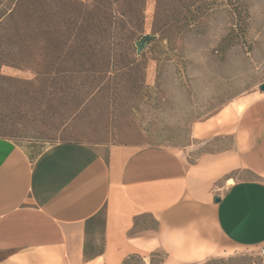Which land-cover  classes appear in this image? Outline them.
<instances>
[{
    "label": "crops",
    "instance_id": "obj_1",
    "mask_svg": "<svg viewBox=\"0 0 264 264\" xmlns=\"http://www.w3.org/2000/svg\"><path fill=\"white\" fill-rule=\"evenodd\" d=\"M190 149L0 137V264H264V90L193 127Z\"/></svg>",
    "mask_w": 264,
    "mask_h": 264
},
{
    "label": "rangeland",
    "instance_id": "obj_2",
    "mask_svg": "<svg viewBox=\"0 0 264 264\" xmlns=\"http://www.w3.org/2000/svg\"><path fill=\"white\" fill-rule=\"evenodd\" d=\"M103 1L104 7L99 0H28L32 22L24 26L17 19L15 55L0 62V137L191 148L192 158L229 145L221 138L196 141L192 131L261 90L264 0H241L248 10H232L226 0L210 10H158L157 0ZM3 3L0 26L13 6ZM96 10H130L132 16L117 20L112 36L100 40L86 26ZM140 10L142 19L135 16ZM0 35L8 36L1 28ZM145 35L154 37L138 54L136 42ZM260 263L259 249L241 248L203 264ZM127 264L147 263L134 257Z\"/></svg>",
    "mask_w": 264,
    "mask_h": 264
},
{
    "label": "trees",
    "instance_id": "obj_3",
    "mask_svg": "<svg viewBox=\"0 0 264 264\" xmlns=\"http://www.w3.org/2000/svg\"><path fill=\"white\" fill-rule=\"evenodd\" d=\"M13 1V6L2 16V24L0 26L1 29H4L8 34L0 35V62L8 59V55L12 52L10 47H16L18 44V39L20 35L19 30V22L17 19L21 18L22 22H24V26H29L32 22L33 11L31 10L30 3L26 4L28 0H6V3H3L2 6L5 8L10 7ZM158 1V10H210L213 4H218L217 0H157ZM227 4L230 6L232 10H248L244 3L241 0H226ZM5 2V1H4ZM8 2V3H7ZM100 4L104 7V1L99 0ZM26 9V10H22ZM76 10H69L68 14H75ZM117 16L119 18H117ZM130 10H96L92 14L91 22L86 23V26H92V30L96 31L97 37L100 40H106L110 35L112 36L113 31H115V25L117 20H123L126 18L130 21ZM136 18H143V10H140L139 13H135ZM176 17V16H174ZM178 21L177 18H175ZM115 23V24H114ZM235 29H233L226 39L224 40L226 45L230 44V41L233 37ZM30 37V36H29ZM115 37V36H114ZM170 36L168 35V38ZM31 38V37H30ZM4 47V49H3ZM9 49V50H8ZM7 52V53H6ZM11 55H15V53H11ZM131 260V259H130Z\"/></svg>",
    "mask_w": 264,
    "mask_h": 264
},
{
    "label": "water",
    "instance_id": "obj_4",
    "mask_svg": "<svg viewBox=\"0 0 264 264\" xmlns=\"http://www.w3.org/2000/svg\"><path fill=\"white\" fill-rule=\"evenodd\" d=\"M152 35H145L141 41L136 42L138 45V54L144 49V47L148 44V42L153 38ZM260 89L264 90V83L260 85Z\"/></svg>",
    "mask_w": 264,
    "mask_h": 264
},
{
    "label": "built area",
    "instance_id": "obj_5",
    "mask_svg": "<svg viewBox=\"0 0 264 264\" xmlns=\"http://www.w3.org/2000/svg\"><path fill=\"white\" fill-rule=\"evenodd\" d=\"M261 254H264V247L260 250Z\"/></svg>",
    "mask_w": 264,
    "mask_h": 264
}]
</instances>
